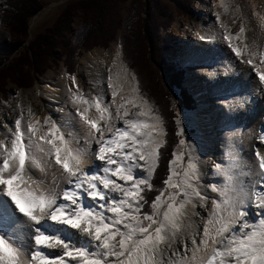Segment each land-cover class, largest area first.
<instances>
[{
    "label": "snow or ice",
    "instance_id": "obj_1",
    "mask_svg": "<svg viewBox=\"0 0 264 264\" xmlns=\"http://www.w3.org/2000/svg\"><path fill=\"white\" fill-rule=\"evenodd\" d=\"M216 19L219 20V17ZM242 31L243 24L236 36H240ZM224 39L230 41L228 47L242 63L251 65L264 86V52L259 54L261 66L257 67V58L249 56L247 49L241 52L233 46L231 41L234 37L225 32ZM108 87L111 89L112 84L109 83ZM112 95L115 96L116 92L113 91ZM96 100L100 103H95ZM68 101L77 105L76 115L83 122L85 131V147H74L70 138L66 142L58 131V123L50 116L44 118L50 126L42 136L37 132L36 121L31 116L27 120L23 115L17 116L14 126L5 121L3 127L7 131L5 138L0 139V159L3 161L0 163V185L17 210L29 220L39 222L47 215L51 220L78 228L95 242V250L87 252L63 243L59 255L48 256L39 250L40 246L55 248L56 245L46 242H62L37 231L33 237L35 246L28 256L0 239V264H163L166 249L162 247V242L169 246L183 244L185 252H192L191 260L173 259L171 264H264V153L257 155L253 152L257 165L250 169L253 179L258 178V188L250 191L244 185L235 183L233 195L222 203L213 199L210 211L205 197H200L201 207L208 211V217L204 221L199 243L193 237L189 245L186 240H177L175 217L170 215L173 204L162 207L165 203L163 193L148 205L152 209L150 214L141 211L147 204L144 188L152 187L149 178L155 166L158 143L152 131L156 125L139 122L136 118L146 114L143 109L138 114L121 113L123 105H117V116L109 119V112L102 108L104 99L98 95L93 97V106L99 116L90 117L87 115L88 103L79 100L77 93L71 89L65 102ZM79 105H84L82 111ZM116 119L123 120L124 127H117ZM98 120L103 121L99 128ZM260 132V141L264 143V132ZM37 137L43 140V144L37 143ZM181 144H184L183 140ZM37 152L42 154L39 163ZM52 161L59 166L56 187L38 192L22 205L8 185L19 181L22 173L27 175L30 164H36L43 170L45 167L52 168ZM96 162L98 165L89 172L88 167ZM137 168H142L147 175H136L134 170ZM192 173L196 174L194 166ZM163 183L176 189L167 196V200L175 201L180 195V186L172 184L171 178ZM212 191L215 192L216 188L213 187ZM84 195L94 206H82ZM183 203L181 201V205ZM253 205H256L255 217L250 220V215L253 217L254 213L252 210L250 214L248 210ZM161 212L163 218L160 217ZM178 255L174 250L173 256ZM66 257L71 259L66 260Z\"/></svg>",
    "mask_w": 264,
    "mask_h": 264
},
{
    "label": "rangeland",
    "instance_id": "obj_2",
    "mask_svg": "<svg viewBox=\"0 0 264 264\" xmlns=\"http://www.w3.org/2000/svg\"><path fill=\"white\" fill-rule=\"evenodd\" d=\"M59 1L61 0H40L42 8L40 9L41 11H38L39 13L37 14H40L45 9L52 6L53 4L58 3ZM73 1L76 0H67L62 5L58 6L56 13L52 17H48L47 15L42 16L40 14L41 16H39V19L36 20L34 26L32 27H30V21L34 15L30 17V19L28 20V37L23 45L24 48L27 46L28 41H30L37 33L43 32L45 28L50 26L55 21L61 10L68 3ZM191 1L192 3L190 8V18L175 16L172 24L167 29L159 30L160 40L166 47V50L162 53V58L168 64L176 63L180 66L183 74L181 81V87L183 89L187 88H185L184 82L186 74L189 70L191 76H195L197 77V79H199V81H203L200 83L197 82L198 87L200 86L201 88L202 85L206 83L208 85L207 88H215L216 91H220L222 90L221 88H223V90L225 91L222 95H217L216 93H214L210 98L208 96L205 97V95L210 94L208 90H199L198 93H194L193 89L187 88V92H189L194 100V106L191 111H182L176 107L178 105L176 103V100H179L178 93L174 94L176 100L171 102V107H173L172 114L174 116L173 121L175 123L176 131L180 135L178 144L172 151L173 158L170 167L171 172H169V177L167 179L171 178L172 184L180 186L181 192L180 195L176 197L175 201L167 200L168 193L175 192V188H168L165 186L161 194L163 193L162 198L165 199V203L162 205V207L166 208L168 203L173 204L170 215L175 217V227L177 228L178 232L180 231L179 225L183 224L184 219L186 220L183 226L184 231H190L192 229L191 225L188 226V224H186L189 222V218L185 217V212L192 213L195 221L197 220L196 217L203 216V213L200 210V208H203L201 207V196L205 197V202L209 208L210 205L212 207L211 202L213 199H215L218 203H222L223 200H226L231 195H233L232 190L235 183L247 186V188L251 191L254 188L253 186L256 184L255 180H253L252 175V177H250L249 175H243V173L246 174L248 169L244 164H242L240 158L238 157L244 155H253V152H256L257 155L264 153V151L257 150L256 145L257 141H260V139L258 138L259 128L264 132V86L260 84L259 78L254 75L255 72L248 74V77L251 78V76H254L259 82V86L257 90H251L250 94L256 95V97H258L260 101L257 100V104L252 105L249 102V99H251L252 97L246 98L244 96V92L240 88H231L228 82L225 83L223 81L224 77L221 72L225 69L224 71L226 72V74L229 73L226 76L229 77L231 76L230 74L233 70L232 69L230 72H227V69H229L230 66V63H228L227 61L221 62L217 56L211 57L209 60L201 63L182 62L184 49L188 47H198L199 43H197L198 41L193 34L203 33L206 30L208 32L212 30L216 38H220V42H224V44L225 42H227V40L224 39L225 32H227L229 36L234 37V39L231 41L233 46H236L241 52H244L245 49H247L248 55L250 56L251 52L254 51L251 45L252 40H258L261 36H264V0ZM128 6L129 1L121 6L120 15L122 19H124L126 15ZM2 9L3 0H0V13ZM216 16L221 19V23L220 25H217L215 23V26L214 21L216 20ZM242 24L243 31L241 32L240 36H236V33L241 31ZM79 25L80 20L78 16H76L72 20L71 34L67 36V39L71 41L74 31ZM163 33H167V37H165V34ZM118 42L119 41L117 35L114 41L109 43L107 48L104 50L93 48L89 51H81L80 55L76 58V74L72 76L66 74L63 64L64 57L61 56L58 49H55L54 52L56 54V57H60L56 62V65L53 68L47 70L42 76H36L34 84L31 88L20 89L11 82L5 83L6 86L2 89V93L0 95V118L6 115L8 109L13 108L16 109L17 112L20 113V115H24L25 113H27V111L29 109H32V106L34 105V102L30 98V96L35 84L40 82H49L51 80H54L55 78L60 77L61 75H65L66 77H73L76 80L79 88L77 93L78 99L86 101L89 105V110L87 113L88 116H90L91 113L96 112V109L93 106V97L98 95L102 96L104 99L102 108H104V106L108 104H111L109 107L113 108L111 107L112 98L110 95V88H108L107 86L104 89H98L97 87H95V85L89 78V72L87 68H89L88 62L90 60L95 57H100L105 52H107L110 47H116L117 53L120 57V61L125 67V76H127L132 83V93L134 96V100L136 103H138V109L134 108V106H129L127 111L138 114L142 110L141 107H143L150 116L158 118V122L161 125L160 130L164 136L165 131L163 122L159 114L157 113L156 108L143 96V92H139L136 74L133 70L129 69L122 61L121 50ZM228 42L230 43V41ZM229 52L235 64H237L240 60L231 52L230 48ZM14 57H16L15 54L11 55L5 63H9ZM245 59H247V56L245 57ZM256 63L257 67L261 66L259 64V57L257 58ZM248 65L250 64H247V66ZM206 71H213L217 73V75L214 77V79H212V81L207 80L203 77V75L207 73ZM235 73L236 72L234 70V75H236L235 77H239L242 74L239 71L238 74ZM79 76L83 77V81ZM221 80L223 81V83ZM95 103H100V101L96 100ZM36 106L39 107V110L37 111L40 112V110H42L43 113V117H41V115L39 114L35 119L37 132L42 136L44 132L47 131V128L50 125L48 123H45L44 118L45 116H50L52 120H55L58 123V131L61 133L62 138L67 139L66 132L64 131V127L62 126L59 119L60 111L63 109V107L55 106L53 109L44 110L43 112L42 108L45 107L44 105H41L39 101H36ZM83 106L84 105H79L81 109H83ZM69 108V112L76 115L75 113L77 105H74L73 108ZM257 111L261 112V116L258 118L257 127H254L255 134L253 135V138L251 137V139L248 141L251 149L247 151L242 143L240 145V149L235 154L230 150V147H228L229 149H226V144L228 142L230 146H234V141L237 140V138L238 140L240 139L242 135V129L244 128L243 124H245V119L247 117L246 115H255ZM204 114L205 116L203 118V121L201 122L198 117H201L200 115ZM69 122L70 121L68 120L67 123ZM157 132L158 134L160 133L159 130ZM181 140L184 141L183 145L181 144ZM163 141L164 137L162 139V144L156 149V164L158 151L163 146ZM213 156H215V159ZM210 160L212 161V163L210 162ZM95 164L98 165V162ZM193 166L195 168V175H193L192 173ZM205 166H211L212 168L208 170L205 169ZM134 171L138 176H142L144 174L143 170L141 171L139 169H135ZM205 172L208 173V180H205L202 177L203 173ZM151 177L152 174L149 178V182ZM213 187L216 188L215 192L212 191ZM181 201H184L182 205ZM1 204L2 201H0V209ZM92 206L94 205L89 204L86 207ZM144 209H142L141 211L144 212ZM203 211H205V208H203ZM12 217V219H14V225L16 224V227L20 228L21 222L16 220L19 216L13 215ZM160 217L163 218L162 212L160 213ZM200 221L201 220H198V222ZM42 230L44 231L43 235H46L49 231L47 228ZM190 232V235H192L193 231ZM201 232L202 231L200 227L197 229V234L199 233V235H201ZM153 235H155V233H153ZM164 244L165 243L162 242V246ZM86 251L92 252L93 249L89 247L86 248Z\"/></svg>",
    "mask_w": 264,
    "mask_h": 264
},
{
    "label": "trees",
    "instance_id": "obj_3",
    "mask_svg": "<svg viewBox=\"0 0 264 264\" xmlns=\"http://www.w3.org/2000/svg\"><path fill=\"white\" fill-rule=\"evenodd\" d=\"M127 1L129 6L122 19L121 6ZM191 3V0H76L68 3L55 21L28 41L25 48L28 20L42 8L40 0H3L0 13V95L6 82L20 89L31 88L36 76L56 65L60 57H56L55 49L64 57L66 74L72 76L76 74V58L81 51L104 50L118 35L122 61L136 74L139 92L156 108L165 131L149 182L152 187L144 188L147 201L144 211L149 214L148 205L164 190L172 151L179 141L171 107L176 100L174 94L179 95L178 109L191 111L194 106L187 88L181 87L180 66L168 64L162 58L166 47L159 30L167 29L175 16L190 18ZM76 16L80 25L70 41L67 36ZM13 54L16 57L6 64Z\"/></svg>",
    "mask_w": 264,
    "mask_h": 264
},
{
    "label": "bare ground",
    "instance_id": "obj_4",
    "mask_svg": "<svg viewBox=\"0 0 264 264\" xmlns=\"http://www.w3.org/2000/svg\"><path fill=\"white\" fill-rule=\"evenodd\" d=\"M65 1L67 0H61L58 3L53 4L52 6L48 7L43 12H41L40 14L42 16L47 15L48 17H52L56 13L57 7L62 5ZM40 14H36L32 17L30 21V27L34 26L36 20H38L39 16H41ZM215 23L217 25H220L221 19L220 18L219 20L216 19L214 21V25ZM206 31L199 34L196 33L193 34L196 40L198 41L197 43H199L198 47H188L184 49L182 62L201 63L206 60H209L211 57H217V56L221 62L227 61L228 63H230L227 72H230L232 69L233 70L230 74L231 76L229 77L226 76L229 73L226 74V72L224 71L225 69L221 72L224 77L223 81L225 83L228 82L231 88H235V87L240 88L244 92V96L246 98L252 97L251 99H249L250 104L256 105L257 100L259 99L258 97H256V95H251L250 91L257 90L259 86V82L256 80L254 76H251V78L248 77V74L254 72L251 68V65H248L249 66L248 67L247 64H244L241 61L235 64L229 52V47H228L229 42L227 41L224 44V42L223 43L220 42L221 41L220 38L218 37L216 38L212 30L210 32L208 31L206 32ZM163 34H165V37H167V33H163ZM254 40L255 39L252 40V44H251L254 51L251 52L250 56H254L258 58L260 51L264 52V36H261L260 39L258 40L255 41ZM88 63H89L88 64L89 68H87V70L89 72V78L91 82L95 85V87H97L98 89H104L106 86L108 87L109 83L112 84V88L110 89V95L112 98L111 107L113 108L109 107L111 104L104 106V108H106L108 112L110 111L109 119L115 118L117 116V105H123V108L120 109L121 113L127 111L129 106H134V108L138 109L137 108L138 103L135 102L132 93L133 91L132 83L129 80V78L125 76V67L123 63L120 61V57L117 53L116 47H110V49L107 52H105L103 55H101L100 57L93 58ZM234 70L237 74L238 71L241 72L242 74L239 77H235L236 75H234ZM189 72L190 71L188 70L185 77L184 86L193 89L194 93H198L199 90L200 91L208 90L210 94L207 93L208 95H205V97L208 96L211 98L214 93H216L217 95L218 94L222 95L223 92L225 91L223 90V88H221L222 90L220 91L218 90L216 91L215 88L213 89L207 88L208 85L206 83L203 84L201 88L200 86L198 87L197 82L200 83L203 81L201 80L199 81L197 77L191 76ZM206 72L207 73L204 74L203 77L207 80L212 81V79H214V77L217 75V73L213 71L211 72L206 71ZM254 75L256 76V73H254ZM69 89H71L73 93H78L79 88L76 80H75V86H73V77H66L65 75H61L60 77L55 78L54 80H51L46 83L40 82L35 84L34 88L31 91V96H30V98L34 102V105L32 106L33 108L29 109L27 113H25L23 116L25 117L26 120L29 116H31L33 119H36V116H38L39 114L41 115V117H43L42 110H40V112L37 111L39 110V107L36 106V101H39L41 105L45 106L44 108H42L43 112L44 110L53 109L55 106H62L63 109L60 111L59 119L67 135V139L65 140L67 142L70 138L71 143L74 147L78 145L81 148H83L85 147V131L84 128L82 127L83 122L78 118V116L69 112L70 111L69 107L71 108L74 107L72 102L71 101H68L67 103L65 102L67 99V93ZM113 91L116 92L115 96L112 95ZM141 109H143V111L146 114L144 116H137L136 118L139 122L149 125L151 124L156 125V128L153 129L152 131H153V136L158 141L156 145V149H157L162 144V139H163V134L161 133L160 130L161 125L158 122L157 117L150 116L143 107H141ZM82 110L83 109H81V111ZM17 116H20V113L13 108V109H8L6 115L0 118V139L5 138L4 133L7 131L3 127L4 122L8 121L10 124H13L14 126V121ZM91 116H99V114L93 112L91 113L90 117ZM200 116L201 117H198V119L202 122L205 114ZM246 116L247 117L245 119V124H243L244 128L242 129V135L240 134L241 137L239 140L241 141H239L237 138V140L234 141V146L233 145L230 146L228 144L229 142L226 144V149L230 147V150L234 152V154L237 153V151L240 149L241 143L247 151L251 149L248 141L251 139V137L253 138V135L255 134L254 127H257L258 118L261 116V112L257 111L255 115L252 114V116L250 115H246ZM68 120L70 121L69 123H67ZM102 123L103 121L98 120L97 128H99L102 125ZM115 123L117 127H124L123 120L116 119ZM158 130L160 132L159 134L157 132ZM259 130L262 131L260 128ZM260 131L258 133L259 139L260 136L262 135ZM48 138H51V136H49ZM36 140L37 143L43 144V140H40L39 137L36 138ZM256 145H257V150L264 151V143H262L261 141H257ZM41 156H42L41 153L39 152L36 153V159L38 163L40 162ZM213 157L215 159V156ZM238 158H240L242 164H244L248 169L246 174L243 173V175L244 176L249 175L250 177H252L253 173L250 172V169L255 168L257 165L256 156L244 155ZM154 159L156 164V154ZM2 162H3L2 159H0V163ZM210 162L212 163L211 160ZM52 164H53L52 168L45 167L43 170L40 167H37L36 164H30L27 175H24L22 173V177L19 181H12L8 185L9 189L12 191L17 201H19L23 205L26 199H30L31 197L36 196L38 192H43L46 188L56 187V181H57L56 170L58 169L59 166H56L54 161H52ZM96 166H97L96 164H94L93 166H89L88 171L89 172L93 171ZM210 168L212 167L205 166V169L209 170ZM137 169L141 171L143 170L142 168H137ZM153 169L155 168L154 167L152 168L151 174ZM143 175H147V174L144 172ZM29 177H31V179H29ZM202 177L205 180L209 179L208 173L206 172L203 173ZM253 180H255L256 183L253 187L258 188V184H257L258 178ZM0 201H2L1 209H0V239H3L5 243H9L10 246L16 248L25 256H28L35 246L33 237L34 235H36L37 231H39L41 234H44V231L40 227L42 225H46L47 229L49 230L45 236L55 237L56 239L62 242L60 244H57L56 241H52V240H48L46 242V244L56 245L55 248H46V245H41L40 246L41 248L39 250L44 252L48 256L59 255L61 252V248L63 247V243L68 245L70 248H82L86 251V248L90 247L91 249H93V251L95 250V246H94L95 242H93L86 233H82L78 228H73L70 225L63 223L62 221L51 220L48 218L47 215L43 216L39 222H33L29 220L26 216H24L22 213H20L17 210L15 204L12 202L11 197L5 195L2 185H0ZM81 204L82 206L86 207L89 204H93V203L86 195H84L81 199ZM255 209H256V205H253L252 209L249 210V213L251 214L253 210V213L255 215ZM200 210L202 211L203 216L196 217L197 218L196 221L194 220V216L192 215V213L185 212V217L189 218V222L186 224H188V226L191 225L192 229L190 231L193 232L192 235H190L191 232L189 230L184 231L183 226L185 224L184 222H186V220L184 219L183 224L179 225L180 231L177 232L178 241L183 239L186 240L189 245H191L193 237H195L196 243L197 244L199 243V238L200 236L203 235L204 221L208 217V211L206 210L203 211V208H200ZM208 210L209 211L211 210V205L209 206ZM13 215L19 216L18 219L16 220L21 222L20 228L16 227V224L14 225V219H12ZM59 215H64V213H60ZM253 218L254 216L251 217L250 215L249 219L251 220ZM198 220L201 221L198 222ZM200 227L202 231L201 235H199V233L197 234V229ZM162 247L166 249L163 256V264H171V261L173 259L186 258L191 260L192 258V252L191 251L185 252V248L183 244L175 243L172 244L171 246H169L168 244H164ZM174 250L179 254L178 256H173ZM48 259L50 260L51 258ZM65 259L69 260L71 259V257H66Z\"/></svg>",
    "mask_w": 264,
    "mask_h": 264
},
{
    "label": "water",
    "instance_id": "obj_5",
    "mask_svg": "<svg viewBox=\"0 0 264 264\" xmlns=\"http://www.w3.org/2000/svg\"><path fill=\"white\" fill-rule=\"evenodd\" d=\"M40 11H41V10H40ZM40 11H39V12H40ZM39 12H37V13H39ZM37 13H36V14H37ZM28 24H29V23H28Z\"/></svg>",
    "mask_w": 264,
    "mask_h": 264
}]
</instances>
